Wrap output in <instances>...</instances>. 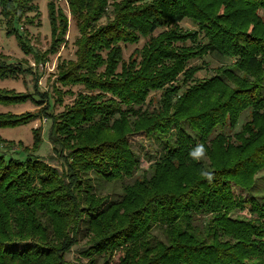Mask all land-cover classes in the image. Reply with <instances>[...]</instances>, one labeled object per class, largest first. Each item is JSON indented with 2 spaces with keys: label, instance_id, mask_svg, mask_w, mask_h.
Instances as JSON below:
<instances>
[{
  "label": "trees",
  "instance_id": "obj_1",
  "mask_svg": "<svg viewBox=\"0 0 264 264\" xmlns=\"http://www.w3.org/2000/svg\"><path fill=\"white\" fill-rule=\"evenodd\" d=\"M23 1L0 0V9L18 23ZM68 1L81 39L77 62L61 72L59 82L83 84L90 92L62 119L50 117L48 138L62 171L29 155L25 161L0 156V264H68L82 223L88 264L114 254L120 264H264V191L254 193L264 171V95L242 87L223 102H211L215 79L192 92L171 85L184 72L195 82L199 68L187 66L208 53L237 59L239 69L263 66L264 0H132L115 7L104 25L98 24L109 18L108 0ZM50 13L53 34L65 31L62 15L57 24L53 7ZM186 18L198 31L149 41L139 63L116 73L120 43ZM200 31L208 38L205 45L197 42ZM189 39L195 45L187 49L169 42ZM103 51L105 74H96ZM15 72L0 64V78ZM157 91H163L158 106L144 107ZM11 99L0 96V102ZM246 111L248 121L238 132L223 131L236 129ZM28 121L0 117V128ZM140 134L162 142L161 156L149 158L147 169L131 149V137ZM198 143L207 148L200 162L189 156ZM201 168L214 171L211 184L199 176ZM90 172L107 183L130 182L120 200L108 202L83 178Z\"/></svg>",
  "mask_w": 264,
  "mask_h": 264
},
{
  "label": "rangeland",
  "instance_id": "obj_2",
  "mask_svg": "<svg viewBox=\"0 0 264 264\" xmlns=\"http://www.w3.org/2000/svg\"><path fill=\"white\" fill-rule=\"evenodd\" d=\"M132 0H108L107 13L109 18H103L98 25H104L112 17L111 13L115 7H123ZM136 5H140L139 3ZM20 11V20L14 23L12 15H4L0 9V64L10 65L16 70L14 75L8 78H0V96L12 98L9 103L0 102V117L9 121L21 118L28 119V123L12 128H0V156L6 160L15 159L25 161L27 156L39 159L42 162L62 171L63 162L53 153V147L49 141V132L52 126L50 117L60 120L70 110L78 107L83 98L90 92L83 84L64 85L59 82V75L66 70L71 63L77 62L76 52L81 32L77 17L73 12L68 0H24ZM53 7L56 19L54 23L59 24L58 17L62 15L61 21L67 24L66 30L53 34V22L51 20L50 8ZM264 18V13H260ZM198 31L191 19L186 18L180 23L164 24L149 37L138 36L132 43H120L121 57L116 67V73L121 72L123 66L131 63H139L142 53L149 41H159L167 34L183 37ZM198 33L197 42L201 45L208 43V38L203 32ZM175 38V39H177ZM181 40V39H180ZM171 47L187 49L192 47L193 40L169 41ZM28 50V51H27ZM101 62L96 74H105L108 53L100 52ZM237 59L221 56L217 53H208L201 59L191 60L188 69L194 67L199 70L194 74L195 82L186 80L187 72L175 77L171 83L178 88V92H192L202 83L211 81L212 101L221 98L223 102L239 88L256 87L261 95H264V65L257 68H249L246 64L240 66ZM226 70L232 71L231 75L238 77L234 80ZM161 92L151 93L146 103L147 107L153 109L158 106L162 99ZM107 97H109L107 95ZM208 97V96H205ZM249 111L242 114L239 123L234 130L225 128L223 131L229 135L238 132L248 121ZM186 130L193 134L188 125L184 124ZM131 149L135 156L140 159L142 169H147L150 161L156 160L162 154V142L155 137H147L143 134L133 135L130 139ZM84 179L90 180L98 196L108 198V202L118 201L123 195V185L129 183H107L98 175L90 172ZM255 192L260 196L264 191V171L257 175ZM81 224L77 235V244L67 254L68 264H88V257L82 255L88 245V237ZM154 235L157 239H163L160 230L155 229ZM98 257V258H97ZM96 264H120L117 254L110 256H97Z\"/></svg>",
  "mask_w": 264,
  "mask_h": 264
},
{
  "label": "clouds",
  "instance_id": "obj_3",
  "mask_svg": "<svg viewBox=\"0 0 264 264\" xmlns=\"http://www.w3.org/2000/svg\"><path fill=\"white\" fill-rule=\"evenodd\" d=\"M189 156L194 161H203L207 159V148L203 143H198L194 148L189 151ZM199 176L205 179L210 184L215 179L214 171L208 168H201L199 170Z\"/></svg>",
  "mask_w": 264,
  "mask_h": 264
}]
</instances>
